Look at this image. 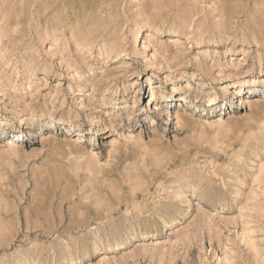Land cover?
<instances>
[{
    "label": "rangeland",
    "instance_id": "obj_1",
    "mask_svg": "<svg viewBox=\"0 0 264 264\" xmlns=\"http://www.w3.org/2000/svg\"><path fill=\"white\" fill-rule=\"evenodd\" d=\"M0 264H264V0H0Z\"/></svg>",
    "mask_w": 264,
    "mask_h": 264
},
{
    "label": "bare ground",
    "instance_id": "obj_2",
    "mask_svg": "<svg viewBox=\"0 0 264 264\" xmlns=\"http://www.w3.org/2000/svg\"><path fill=\"white\" fill-rule=\"evenodd\" d=\"M244 83H245V81H244V80H241V81H237L234 85L232 84V85L230 86V89H231L230 92H232V88H233V87L242 86V85H244ZM180 100H182V98H181ZM214 101H215V98H211V99L209 100L208 104H214ZM6 142H7V143H12V144H13V141H11V139H10V140H7Z\"/></svg>",
    "mask_w": 264,
    "mask_h": 264
}]
</instances>
